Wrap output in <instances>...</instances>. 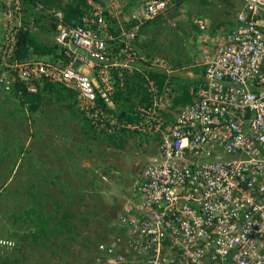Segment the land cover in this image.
Listing matches in <instances>:
<instances>
[{"label": "built area", "instance_id": "built-area-1", "mask_svg": "<svg viewBox=\"0 0 264 264\" xmlns=\"http://www.w3.org/2000/svg\"><path fill=\"white\" fill-rule=\"evenodd\" d=\"M2 1L5 89L15 78L30 91L37 88L33 80L60 82L74 90L77 107L97 130L136 129L156 147L120 205L124 229L97 243L106 252L103 261L264 264V0H238L233 23L200 54V82L190 102L173 107L168 88L160 91L143 71L148 101L129 123L110 112L112 95L124 71L139 70L148 59L133 47L135 29L111 32L108 6L115 0H87L78 18L47 10L58 46L53 60L13 56L24 11L21 0ZM167 6L146 0L140 17L150 19Z\"/></svg>", "mask_w": 264, "mask_h": 264}, {"label": "trees", "instance_id": "trees-1", "mask_svg": "<svg viewBox=\"0 0 264 264\" xmlns=\"http://www.w3.org/2000/svg\"><path fill=\"white\" fill-rule=\"evenodd\" d=\"M97 1L101 4L104 2H102V0ZM0 9H5L2 0H0ZM21 9L24 11V15L21 18L22 25L17 27L15 33L16 46L13 56L18 60L27 58H48L53 60V58L58 57L56 54L58 47L57 44L53 39L45 41L36 37L37 32H44L45 35L49 36L54 35V17L47 10L61 9L66 18H78V16L88 10V3L87 0H60L59 2L58 0H21ZM43 18H47L48 20L44 22ZM0 23H2V26L0 27L1 30H4L7 26V20L3 17ZM24 24H27V26ZM140 46L144 53V59L147 58L148 60H143V62L139 64V70L133 69L131 71H124L123 84L117 86L112 95L114 108L111 109L110 112L115 113L120 122H134L137 116L136 107L138 105H143V103L148 101V92L144 86L146 80L144 74H142L143 71L155 81L160 91H162L164 87L168 88L173 107L179 105L182 106L183 104L190 102L193 93L189 91L190 85L192 84L193 90L195 91L199 84V81L197 80L187 78L180 79L179 75H173L172 73L168 74L164 70L158 71L151 68L149 62L154 58L153 48H151V50L148 48L146 51L144 45L140 44ZM193 69L196 73H200L199 66H196ZM1 70L2 66H0V71ZM1 83L2 81L0 80V90L4 91ZM33 83L37 86V90L34 92L27 90V86L23 80L11 82L9 87L5 89L4 92L6 94L0 101L2 103H7L10 102L9 99L13 97L12 100L16 102V106H12L11 108L7 107L2 110L5 116L4 119L7 122H10L11 120L14 122L17 117L21 118V115L27 113L31 116L36 112H40L42 106L47 102H55L67 107L71 118L80 117L79 119L82 121L80 125L82 126H79L82 134L85 135L86 133H89L94 139H104L106 144H113L121 149L128 137H132L138 133L136 129L127 128L121 125L113 133H107L103 129L97 130L90 118L84 114V111L77 107L74 98V90L66 87L60 82H51L45 78H42L40 81L33 80ZM0 127H2L1 124ZM11 132L7 131L6 137H9L10 134H12ZM17 138L14 137V142L17 146L12 159L15 158L17 152L23 149L24 143ZM92 141L94 140H91V142ZM6 144L7 140H4L2 143L0 142V155L4 151L7 152V150H5L7 147ZM98 145L100 144L98 143ZM76 147L79 151H84V149L89 148L88 145L82 147L78 145ZM65 149H68V147L63 148V150ZM54 154L58 157L57 153ZM60 154L62 155V153H59V155ZM15 161L16 160H14V162ZM73 169L77 168L73 167ZM109 169L110 166L105 167L103 169V172L105 173L98 176V178L102 179L101 177H103L104 174H108ZM52 171L46 169V175L44 176H53L54 180H51V184H54V181L59 177L57 173L50 175ZM39 174L40 173H38V175ZM26 175L27 178L25 181L27 182L31 179L32 175L30 173H26ZM81 176H83L82 173H80V177ZM33 177L35 178L34 175ZM33 177L31 182H23L24 184H22L16 191L20 196L18 195L17 199L13 201L14 204H12V206L7 207V210L11 211V223H8V225L5 226L0 225V260L3 264H16L18 261L27 258L28 255H30L29 252L34 250L35 253H38V258L33 260V264H47V256L43 257L40 255L39 249L43 248L44 250L49 248L50 244H52V238L64 240V238L67 237L72 241V244L70 246L67 244L68 247H63L64 249H61L63 255L67 254L68 257H73L76 250L72 251L71 248H75L76 243L77 247L85 248L88 252L85 257L86 262L83 261L81 262L82 264H106L103 261L106 252L98 249L97 243L107 242L111 234H119L121 233L120 230H122V228L124 229V226L118 221V215L121 212L120 206L111 203L110 207L113 215L110 218L102 214L103 212L101 206H99L100 203L98 199L93 203L85 202L82 208H73L71 205L67 204L74 202L75 206L79 201L81 202L84 200L83 194H77V191L75 192L76 194L71 192L65 193L62 191V198H54L52 197V192L49 188H44V185L41 186V182H38V184L37 182H33ZM133 185L131 186L132 192ZM1 189L3 191L0 193H8V188L1 187ZM100 193L101 192L99 191V197H102ZM48 198L53 201V206L50 208L51 210L45 209L49 204L47 201ZM60 199H63L64 201ZM120 200L124 202L126 198L124 197ZM18 204H21L22 206L20 210H18ZM98 214L100 215V217H98L99 228H94V236L90 237L87 234H83L82 230H85L83 229L86 227L85 224H88L93 218L97 217ZM3 215L1 216L3 217ZM19 219L22 220L21 223L19 222ZM91 226L93 225L91 224ZM64 232H66L67 235L63 238L62 235ZM57 243L60 247L66 246L65 241L60 243L56 242V244ZM22 250L23 252L21 253ZM67 255L65 257H67ZM65 263L73 264L70 261H66Z\"/></svg>", "mask_w": 264, "mask_h": 264}, {"label": "rangeland", "instance_id": "rangeland-1", "mask_svg": "<svg viewBox=\"0 0 264 264\" xmlns=\"http://www.w3.org/2000/svg\"><path fill=\"white\" fill-rule=\"evenodd\" d=\"M59 1L60 0H58V2ZM167 4L169 3L167 2ZM229 4L230 5L227 6V8L229 11L231 10L230 15L233 16L235 10L240 5V2L238 0H230ZM2 15L3 9H0V20L2 19ZM227 17L228 14L225 15V18ZM47 20V18H43L44 22ZM1 26L2 23H0V27ZM168 28L169 24L167 29ZM1 31L0 28V32ZM166 32L168 34L167 30ZM36 35V37L41 40L50 41V39H52V36L45 35L44 32H37ZM174 39H176L174 41L175 44H180L178 49L174 50L176 54H181V57H187V55L191 53L190 58L193 60L192 64L199 62L200 49L199 51H196V54L192 52L187 54L184 49H186V46L190 45H188L189 43L186 38L177 35V38L174 37L173 40ZM153 44L154 45L151 48H153L154 59L152 60L163 57L165 53L162 51L163 49L166 48V52L169 53L173 48L170 42L167 43L169 45L167 47L165 45L161 46L157 42H153ZM181 44H183V47H181ZM147 49L148 48H146V50ZM181 57L179 61L183 67L179 71L180 73H178L180 79L184 78L183 75H186L187 70H192L196 74V71L193 69V66L195 65H184L185 62L189 63V61L188 59H181ZM196 76H198V73ZM197 78L192 80H200V78ZM5 94L4 91L0 90V100H2L1 98ZM12 99L13 97H11V99H9L10 102L7 103H2L0 101V124L2 126L0 127V142L2 143L4 140H7V147L5 148L7 152L4 151L0 155V192L3 191L1 187L8 188V193L12 192L9 194L7 192L0 193V225L5 226L8 225V223H11L12 215L11 211L7 210V207L12 206V204H14L13 201L17 199L19 195L16 192L17 189L24 184L23 182H31L33 175L35 176V178L33 177V182H37V184L38 182H41V186L44 185V188L48 187L54 198H62V191L65 193L71 192L74 194H83L84 200L81 202L79 201L75 206L74 202L67 205H71L73 208H82L85 202L93 203L98 199L100 203L99 206H101L103 212L102 214L108 218L112 217L111 203L120 206L122 203V200L120 199L124 197L128 199L131 197V186L136 182L140 168L151 157L156 155V147L153 143L148 138L137 133L132 137L127 136L128 139H126V142L120 149L113 144H106L104 139H94L89 133L84 135L80 131V126H82L80 125L82 123L79 119L80 117L71 118L68 108L55 102H47L42 106L40 112H36L31 116L27 113L21 115V118H16L15 116L16 120L14 122H12V120L7 122L4 119L5 116L2 110L7 107L11 108L12 106H16V102ZM7 131H12V134H10L9 137H6ZM14 137H18L17 139H20L22 143H24L23 149L17 152V155L13 158L16 160L15 162L12 159L17 146L14 142ZM91 140L94 141L91 142ZM98 143L100 145H98ZM78 145L80 147L88 145L89 148L84 149V151H79L76 147ZM65 147H68V149L63 150ZM54 153H57L58 157L55 156ZM59 153H62V155H59ZM107 166H110L108 174H104V177L99 179L98 176L105 173L103 172V169ZM73 167H76L77 169H73ZM46 169L53 170L50 175L57 173L59 178L54 181V184H51V180H54L53 176H44L46 175ZM26 173L32 175L31 179L27 182L25 181L27 178ZM38 173L40 174L38 175ZM80 173H82L83 176L80 177ZM99 191L101 192L100 195H102V197H99ZM51 200L49 198L47 199L49 204L45 208L46 210H51L50 208L53 206V201ZM18 206V210H20L22 208L21 204H18ZM99 214L95 217L97 219L93 218L88 224H85L86 227L83 228L85 230H82L83 234H87L90 237L94 236V228H99ZM1 215H3V217ZM19 222L21 223L22 220L19 219ZM91 224L93 226H91ZM66 235L67 233L64 232L62 237L64 238ZM62 241H65L66 246L60 247L58 243L56 244V242L60 243ZM51 243L52 244H50L49 248L44 250L43 248L39 249L40 255L43 257L47 256V264H66V261H70L73 264L81 263L83 261L86 262L85 257L88 253L87 250L82 247H77L76 243L75 248H71L72 251L76 250L73 257H68L67 254V257H65L66 255H63L61 249H64L63 247H68L67 244L69 246L72 244V241L68 239V237L64 238V240L52 238ZM22 252L23 250L21 253ZM29 254L30 255H28L27 258L18 261L16 264H33V260L38 258V253H35L34 250L29 252ZM0 264H3L1 260Z\"/></svg>", "mask_w": 264, "mask_h": 264}, {"label": "crops", "instance_id": "crops-1", "mask_svg": "<svg viewBox=\"0 0 264 264\" xmlns=\"http://www.w3.org/2000/svg\"><path fill=\"white\" fill-rule=\"evenodd\" d=\"M144 1L115 0L114 3L110 4L108 6V18L111 24V32L116 33L120 30L128 32L135 29L137 36L134 43L139 50H141L140 44L150 49L154 45L153 42L166 47L169 46L167 43L170 42L173 48L169 53L166 52V48L163 49L162 51L166 54L164 53L163 57L157 59V65L153 68L162 71L164 66L170 68L172 66L173 75H178L183 67L179 61L181 54L177 53V55L174 52L180 46V44L174 43L176 40H173L174 37L177 38V35H181L186 38L188 45H190L184 49L187 54L189 52L196 54L199 49L201 50L199 54H201L204 49L211 48L218 43L226 29L233 23V16L230 15L231 10L229 11L227 8L230 5V0H212L210 2L206 0H167L169 4L166 10L147 20L140 17ZM103 4H107V1L104 0ZM226 14H228L227 18H225ZM168 24L169 28L167 29ZM190 57L191 53L187 57H181V59L184 58V60L188 59L189 61V63L185 62L184 65L189 64V66L195 65L193 67H196L197 63L192 64L193 60ZM196 74L192 70H187L186 75L183 76L185 79L191 80L200 78V73L198 76ZM189 91H194L192 84Z\"/></svg>", "mask_w": 264, "mask_h": 264}, {"label": "clouds", "instance_id": "clouds-1", "mask_svg": "<svg viewBox=\"0 0 264 264\" xmlns=\"http://www.w3.org/2000/svg\"><path fill=\"white\" fill-rule=\"evenodd\" d=\"M212 1V0H211ZM146 2V0L144 1V3ZM166 2H168L167 0H166ZM207 2H210V1H207ZM144 5V4H143ZM168 5V4H167ZM236 11V10H235ZM234 15V14H233ZM151 19V18H150ZM147 20V19H146ZM1 21V20H0ZM4 31H5V29L4 30H2L0 33V66H2L1 65V61H2V59H1V56H2V47H3V36H4ZM136 32V31H135ZM136 36H137V33L135 34V36H134V39H133V47L135 48V50L140 54V55H142V57L144 58V53H143V50H139V49H137V45L134 43V41H135V39H136ZM27 59H31V58H27ZM32 59H43V58H32ZM45 59V58H44ZM145 59H147V58H145ZM154 59V58H153ZM24 60V59H23ZM155 60H157V59H155ZM143 62V60H141V63ZM156 63H157V61H156ZM2 72H3V68H2V70L0 71V73H1V75H2ZM0 75V76H1ZM18 80H20V79H17V78H15L14 80H12L11 82H13V81H18ZM24 81V80H23ZM10 82V83H11ZM25 82V81H24ZM26 84V86H27V83H25ZM1 86L3 87V90L5 91V88H4V84L3 83H1ZM37 87V86H36ZM27 90H28V88H27ZM36 90H37V88H36ZM35 90V91H36ZM30 91V90H29ZM32 92H34V91H32Z\"/></svg>", "mask_w": 264, "mask_h": 264}]
</instances>
